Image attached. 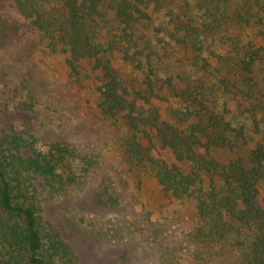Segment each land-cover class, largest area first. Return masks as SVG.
<instances>
[{
  "label": "trees",
  "instance_id": "1",
  "mask_svg": "<svg viewBox=\"0 0 264 264\" xmlns=\"http://www.w3.org/2000/svg\"><path fill=\"white\" fill-rule=\"evenodd\" d=\"M11 1L49 52L66 54L71 80L91 86L89 114L119 128L113 142L134 190L149 169L165 199L193 201L184 256L164 242L172 229L166 220L146 213L132 221L158 263L264 264V144L246 140L244 126L233 123L236 112L264 110V75H255L258 64L264 73V0ZM178 51L187 57L175 67ZM210 70L212 84L192 77ZM256 122L253 132L263 135ZM232 138L249 142L245 156L216 160L212 151L232 150ZM98 167L96 152L43 144L0 104V264H72V246L40 214L37 185L65 195ZM95 194L102 205H119ZM115 228L95 225L90 234L122 241L129 229Z\"/></svg>",
  "mask_w": 264,
  "mask_h": 264
},
{
  "label": "rangeland",
  "instance_id": "2",
  "mask_svg": "<svg viewBox=\"0 0 264 264\" xmlns=\"http://www.w3.org/2000/svg\"><path fill=\"white\" fill-rule=\"evenodd\" d=\"M253 32L250 30L248 34ZM186 55L178 51L171 62L176 67L178 60L185 59ZM65 59L64 52L51 53L46 49L11 0H0V104L15 124L26 123L32 127L43 144L66 141L77 146L80 152H96L99 159L98 169L71 186L65 195L53 196L39 182L41 216L72 246L76 257L72 264H159L154 246L138 232L130 230L132 221L146 213L152 220H166L171 225L164 242L176 254L184 256L183 234L193 223V201L165 199L149 169L142 176L140 191L134 190L113 142L119 128L89 114L90 81L85 78L88 88H79L68 75ZM261 67L263 64H258L255 74L258 77L264 75ZM191 73L208 85L215 75L212 70L202 75ZM125 74L130 75L128 70ZM160 106L162 119L170 120L166 106ZM254 120L264 131V110L253 117L236 112L233 123L244 126L246 140L252 136L264 144V134L253 132ZM232 140L235 143L232 150L212 151L216 160L226 163L245 156L249 142ZM181 166L185 171L190 169L188 163ZM98 191L117 197L119 205L108 207L97 202L95 193ZM259 191L264 197V182L259 184ZM95 225L126 227L129 232L119 242L101 241L90 234ZM108 233L113 231L108 230Z\"/></svg>",
  "mask_w": 264,
  "mask_h": 264
}]
</instances>
